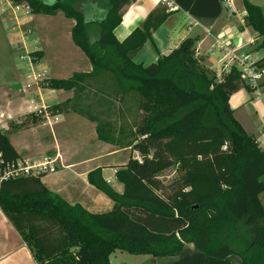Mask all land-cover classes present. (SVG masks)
I'll list each match as a JSON object with an SVG mask.
<instances>
[{
  "label": "trees",
  "instance_id": "trees-1",
  "mask_svg": "<svg viewBox=\"0 0 264 264\" xmlns=\"http://www.w3.org/2000/svg\"><path fill=\"white\" fill-rule=\"evenodd\" d=\"M29 13L73 20L70 38L90 63L87 74L49 78L44 87L71 90L76 80L111 74L122 92L138 95L140 118L130 157L118 168L116 192L99 168L87 180L112 201L110 210L92 213L51 192L40 176L0 182V210L23 237L37 264H110L115 250L132 255L171 256L184 243L216 258L234 254L240 264H264V147L233 115L230 96L246 84L236 67L218 76L197 55L195 38L147 65L134 55L171 13L151 10L123 40L114 35L123 8L135 0H9ZM243 22L261 38L263 9L242 0ZM255 65L264 71V56ZM257 87H263L264 78ZM35 114L30 120L36 121ZM28 119V118H27ZM29 120V119H28ZM26 119L22 122L24 123ZM19 158L0 128V166ZM175 168L168 184L159 175Z\"/></svg>",
  "mask_w": 264,
  "mask_h": 264
},
{
  "label": "crops",
  "instance_id": "crops-1",
  "mask_svg": "<svg viewBox=\"0 0 264 264\" xmlns=\"http://www.w3.org/2000/svg\"><path fill=\"white\" fill-rule=\"evenodd\" d=\"M169 1L173 4V9L170 10L171 13L152 32L151 40H146L134 55L133 61L135 63L147 65L154 62L159 55L169 53L186 38H195L194 46L197 55L203 56V64L217 76L224 64V53L219 49L221 43H229L231 47H237L238 53L247 55L253 61L264 56V50L257 47L261 38H256L255 32L250 27L243 26L240 21H237L236 15L225 14V0ZM162 4L163 0H135L125 6L122 20L114 29L115 37L119 41L123 40L134 28L140 26L151 10ZM57 15L58 13L55 14V16ZM242 16H244V12ZM71 21L73 22V20ZM32 33H34L33 29ZM38 33L40 31L35 32L32 42L36 49L40 51L44 42L39 38ZM20 37L23 38L22 35ZM42 58L43 55L40 56V60ZM44 66L43 69H46L49 74L50 68L46 63ZM40 90L41 88L36 86L33 90H26L25 93H21L17 97L1 100L0 102V128L8 136L19 155L17 160L25 162L38 161L45 156H54L56 151L59 152L61 160L58 162L55 172L41 175L40 181L42 184L70 204L78 203L89 212L100 213L110 210L112 201L89 184L87 175L90 171L99 168L104 180L116 192L121 193L123 186L114 176L118 166L107 168L104 166L105 161L102 155L99 156L95 153L90 156L83 155L77 149V144L69 147L60 143L56 137V124H52L55 125L53 127L49 117L42 120V124H38L37 121L31 119L25 125H21L25 114H34L37 108L45 107L44 104L40 103V100H42L39 95ZM46 91L59 92V90L49 88ZM254 92L252 94L257 95L256 101L253 100L252 95L246 93L235 101L234 99L240 93L239 89L230 96L229 105L234 110L233 114L238 106H253L254 109L251 114L254 123L253 132L248 131L240 119H236L245 132L258 141L262 135L264 120V89L259 87ZM58 118L61 119L59 116ZM77 121L79 122V119ZM59 124L60 122L57 130L61 135L62 128H59ZM46 125L49 129L43 127ZM44 130L47 139L41 134ZM125 149L127 148H118L114 152H123L126 151ZM47 150H50V152ZM106 169L109 170L107 175L104 174ZM263 193L259 197H262ZM114 252L109 255L110 264H112L111 256L114 255ZM135 256L141 257L139 264H147V262L149 264H240V258L237 255L231 254L224 258L210 257L197 250L192 243H184L174 255L155 257L153 262L149 255ZM0 264H37L23 237L16 231L1 210Z\"/></svg>",
  "mask_w": 264,
  "mask_h": 264
},
{
  "label": "rangeland",
  "instance_id": "rangeland-1",
  "mask_svg": "<svg viewBox=\"0 0 264 264\" xmlns=\"http://www.w3.org/2000/svg\"><path fill=\"white\" fill-rule=\"evenodd\" d=\"M249 1L261 7L264 13V0ZM162 5L166 7L164 3ZM225 11L230 16L236 15V20L239 21L238 17L241 18L244 12L242 0H225ZM57 13L55 17L32 14L22 6L13 5L9 0H0V102L38 86L41 88L39 95L42 99L39 100L45 105V109L37 114L36 121L42 124L47 115L51 125L56 124L52 126H55L56 137L60 143L69 147L77 144V149L83 155H102L107 168H121L130 157L139 160L138 152L131 149L135 139L139 138L135 134L140 118L138 95L120 91L110 73L102 71L96 76L79 78L71 90H59L57 93L46 91L48 88L44 86L49 78L69 79L76 74H87L90 71V63L70 38V26L74 22L65 18L60 11ZM38 31L39 38L44 42L40 51L32 42L35 32ZM45 63L50 68L49 74L46 71V77L27 88L29 64L43 70ZM244 93L252 95L254 101L257 100V95H253L255 92H249L244 87L240 88V93L234 100L237 101ZM253 109L250 105L238 106L233 114L250 132L254 131L251 119ZM27 118L30 120L29 114H25L22 121L26 119L25 122H29ZM59 122L61 135L57 130ZM43 127L49 129L47 125ZM45 132L44 130L41 134L47 139ZM118 148L127 149L114 152ZM178 172L175 168H169L159 175V180L168 184L178 176ZM108 173L109 170L106 169L104 174ZM259 198L264 204V195ZM140 261V256L125 251H115L111 256L112 264H139Z\"/></svg>",
  "mask_w": 264,
  "mask_h": 264
},
{
  "label": "built area",
  "instance_id": "built-area-1",
  "mask_svg": "<svg viewBox=\"0 0 264 264\" xmlns=\"http://www.w3.org/2000/svg\"><path fill=\"white\" fill-rule=\"evenodd\" d=\"M163 3L166 5L167 10L173 9V4L169 0H163ZM21 6V5H19ZM24 9L28 11V8L25 6ZM29 12V11H28ZM239 21L244 26L243 16L239 18ZM219 49L224 53V61L222 66L223 72H228L232 66L236 67L240 73V78L251 87H254V91L258 90L257 84L264 78L263 69L258 68L254 61L251 60L247 55L237 52V47H231L229 43H221ZM30 73L28 74L29 82L26 84V87H30L32 84L36 83L39 79L46 77V70L38 69L35 65L29 64ZM41 109L45 107L37 108L34 112L35 115L41 113ZM46 119L48 118L45 115ZM257 143L264 147V120L262 123V135L258 139ZM61 157L59 152L56 151L54 156H45L42 160L25 162L16 160L15 162L5 163L3 166H0V182L2 180H7L10 178L22 177L27 175L41 176L43 174L55 172L58 162H60Z\"/></svg>",
  "mask_w": 264,
  "mask_h": 264
}]
</instances>
